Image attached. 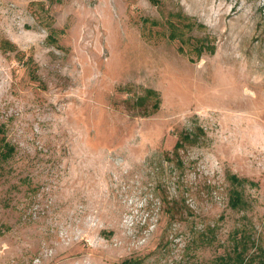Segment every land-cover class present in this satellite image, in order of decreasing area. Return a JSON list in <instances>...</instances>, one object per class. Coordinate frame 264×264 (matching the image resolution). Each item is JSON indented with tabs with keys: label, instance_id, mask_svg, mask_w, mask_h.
<instances>
[{
	"label": "rangeland",
	"instance_id": "rangeland-1",
	"mask_svg": "<svg viewBox=\"0 0 264 264\" xmlns=\"http://www.w3.org/2000/svg\"><path fill=\"white\" fill-rule=\"evenodd\" d=\"M0 127V264L264 246V0H0Z\"/></svg>",
	"mask_w": 264,
	"mask_h": 264
},
{
	"label": "trees",
	"instance_id": "trees-1",
	"mask_svg": "<svg viewBox=\"0 0 264 264\" xmlns=\"http://www.w3.org/2000/svg\"><path fill=\"white\" fill-rule=\"evenodd\" d=\"M169 26L172 27V29H176L177 25L169 21ZM173 35L172 37L178 36L175 30H172ZM204 50H209L208 52H213V48L211 45H208V48L203 49L202 51L197 49L198 56L203 54ZM205 52V51H204ZM2 132V129L0 127V133ZM190 142V137H186L184 140H180L177 142L176 146L182 147V143ZM7 150L3 153L2 159L8 160L11 155L14 152V147H12L9 144H6ZM231 183L233 185V188L231 189L230 199H229V205L233 209L237 210H244L249 205L245 199L244 194V186L247 184L256 185V183L249 181L246 178H240L236 176L235 174L229 176ZM250 230L248 227L240 226L238 227L233 234V252L231 255L227 256H221L216 260V263L214 264H264V246L263 245H257L252 240V234L249 232ZM255 248V253H250V246ZM129 264H132V262H129Z\"/></svg>",
	"mask_w": 264,
	"mask_h": 264
}]
</instances>
